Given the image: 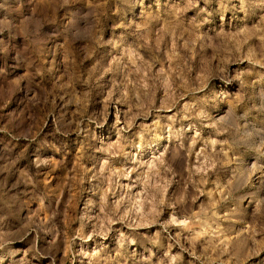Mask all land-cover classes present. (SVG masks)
<instances>
[{
    "label": "clouds",
    "instance_id": "obj_1",
    "mask_svg": "<svg viewBox=\"0 0 264 264\" xmlns=\"http://www.w3.org/2000/svg\"><path fill=\"white\" fill-rule=\"evenodd\" d=\"M264 0H0V264H264Z\"/></svg>",
    "mask_w": 264,
    "mask_h": 264
},
{
    "label": "rangeland",
    "instance_id": "obj_2",
    "mask_svg": "<svg viewBox=\"0 0 264 264\" xmlns=\"http://www.w3.org/2000/svg\"><path fill=\"white\" fill-rule=\"evenodd\" d=\"M261 255H264V252H262Z\"/></svg>",
    "mask_w": 264,
    "mask_h": 264
}]
</instances>
